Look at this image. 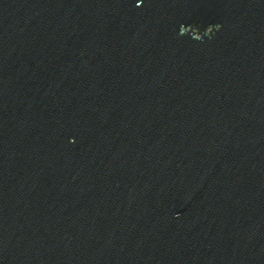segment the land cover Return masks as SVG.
Here are the masks:
<instances>
[{
  "label": "water",
  "instance_id": "water-1",
  "mask_svg": "<svg viewBox=\"0 0 264 264\" xmlns=\"http://www.w3.org/2000/svg\"><path fill=\"white\" fill-rule=\"evenodd\" d=\"M0 264H264V0H0Z\"/></svg>",
  "mask_w": 264,
  "mask_h": 264
}]
</instances>
